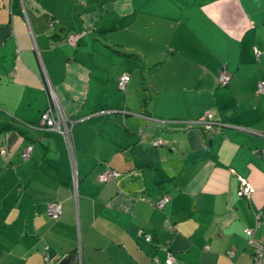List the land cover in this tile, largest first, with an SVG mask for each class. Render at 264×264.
<instances>
[{
    "label": "crops",
    "instance_id": "1",
    "mask_svg": "<svg viewBox=\"0 0 264 264\" xmlns=\"http://www.w3.org/2000/svg\"><path fill=\"white\" fill-rule=\"evenodd\" d=\"M260 79L264 0H0V264H252ZM52 96L70 144L37 127ZM206 110L223 122L211 138Z\"/></svg>",
    "mask_w": 264,
    "mask_h": 264
},
{
    "label": "built area",
    "instance_id": "2",
    "mask_svg": "<svg viewBox=\"0 0 264 264\" xmlns=\"http://www.w3.org/2000/svg\"><path fill=\"white\" fill-rule=\"evenodd\" d=\"M52 24V23H51ZM78 39V36L76 34H68L67 41L71 45H75L76 41ZM258 54V52H257ZM230 75L221 72L218 76V83L221 86H225L228 84L230 80ZM130 76L127 73H123L121 77L118 80V87L121 90H124L127 82L129 81ZM257 91L259 93L264 92V79H260L257 84ZM52 103L49 105L47 109H45L39 118L37 127H41L43 129L48 130H57L61 132L68 144L71 143V137H70V130L71 127L68 125L67 118L64 113L60 110V108L57 105V102L55 98L52 96L51 98ZM72 124V122H70ZM195 124L199 125L202 129L205 131V135L208 138H211L214 134L217 132V126H221L223 122L214 116V114L206 110L202 114V116L195 122ZM162 144V141L160 139L153 140L152 145L158 146ZM32 151V146L25 147L21 152V158L23 160H26L30 157ZM1 153L4 154L5 151L2 149ZM121 176V173L112 169H106L104 170L101 175L99 176V181L101 182H107L111 179H115ZM240 193L243 197H250V195L253 193V187L245 182L244 180L240 179V186H239ZM169 201L168 196H161L158 200L154 202V205L158 208H163L164 205ZM62 212L61 205L58 202H49L46 207V213L47 215L52 219H57ZM260 216L258 215V218ZM247 234H248V246L250 248V255L252 258V264H264V241H262L259 238L255 237L254 228H247ZM46 253L45 258L46 260H49V247H46ZM233 252L229 253V255H232ZM165 264H175V259L170 255L169 252H167V256L165 259Z\"/></svg>",
    "mask_w": 264,
    "mask_h": 264
},
{
    "label": "trees",
    "instance_id": "3",
    "mask_svg": "<svg viewBox=\"0 0 264 264\" xmlns=\"http://www.w3.org/2000/svg\"><path fill=\"white\" fill-rule=\"evenodd\" d=\"M202 130L204 131V129H202ZM204 133H205V131H204ZM48 252H49V254H50V255H49V259H51V255H52V254L50 253V250H49Z\"/></svg>",
    "mask_w": 264,
    "mask_h": 264
}]
</instances>
